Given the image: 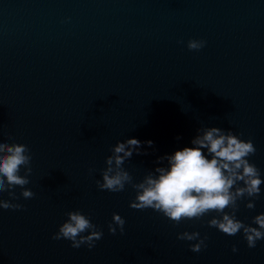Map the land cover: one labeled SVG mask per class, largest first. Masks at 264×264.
I'll return each mask as SVG.
<instances>
[{"label": "water", "instance_id": "obj_1", "mask_svg": "<svg viewBox=\"0 0 264 264\" xmlns=\"http://www.w3.org/2000/svg\"><path fill=\"white\" fill-rule=\"evenodd\" d=\"M189 40L206 44L189 51ZM207 127L251 140L264 180V0H0V141L29 147L35 193L11 201L22 210L0 209V264H264V240L249 249L208 227L214 212L174 225L132 209L129 185L96 187L118 141L148 153L123 165L139 183ZM249 202L237 219L256 227L264 184ZM76 210L103 232L91 250L52 239ZM114 213L123 235L108 231ZM185 231L207 248L190 251Z\"/></svg>", "mask_w": 264, "mask_h": 264}, {"label": "clouds", "instance_id": "obj_2", "mask_svg": "<svg viewBox=\"0 0 264 264\" xmlns=\"http://www.w3.org/2000/svg\"><path fill=\"white\" fill-rule=\"evenodd\" d=\"M178 43H183L179 41ZM206 42L189 40V51H200ZM11 139V137H9ZM180 139V137H177ZM153 147L152 141L143 142ZM191 147H184L174 154L160 157L158 166L149 171L139 183L133 182V177L123 167L125 161L135 153L141 152V142L128 139L117 142L110 149L111 155L105 160L106 167L101 171L102 180H97L99 191L120 193L129 185L135 191L130 207L144 211L152 209L162 214L174 225L183 221H200L210 213L216 216L207 221V226L215 228L227 236L241 234L249 249L256 247L257 242L264 240V214L256 215L252 221L253 227L237 219L239 201L248 199L245 205L248 210H254L255 200L260 196V186L264 180L255 164L249 162V157L255 155L256 148L251 140H241L232 131L217 127L199 128L197 135L191 140ZM206 150V151H205ZM32 154L27 145L11 144L0 141V194L7 193L9 199L0 198V209L22 210L23 206L11 201L20 197L32 199L35 193L27 189L32 174ZM21 169H24L21 175ZM90 169L89 172H93ZM21 189L20 196L15 189ZM67 220L52 236L53 240H66L71 247L79 249L86 245L89 250L96 246V241L103 237L102 230L91 222V218L79 210L66 213ZM125 220L118 214H113L108 231L116 235L124 234ZM89 233L88 235H83ZM181 241L193 242L190 251L199 253L207 248V236L201 238L199 232H183L177 235ZM233 253L238 249L233 246Z\"/></svg>", "mask_w": 264, "mask_h": 264}]
</instances>
